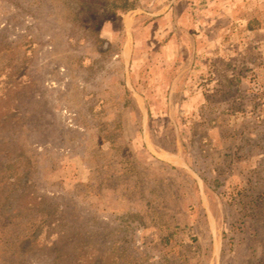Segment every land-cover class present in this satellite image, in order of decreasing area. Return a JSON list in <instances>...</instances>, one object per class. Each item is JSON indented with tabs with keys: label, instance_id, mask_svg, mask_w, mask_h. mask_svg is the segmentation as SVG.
<instances>
[{
	"label": "rangeland",
	"instance_id": "1",
	"mask_svg": "<svg viewBox=\"0 0 264 264\" xmlns=\"http://www.w3.org/2000/svg\"><path fill=\"white\" fill-rule=\"evenodd\" d=\"M127 1L0 0V264H264V0Z\"/></svg>",
	"mask_w": 264,
	"mask_h": 264
},
{
	"label": "crops",
	"instance_id": "2",
	"mask_svg": "<svg viewBox=\"0 0 264 264\" xmlns=\"http://www.w3.org/2000/svg\"><path fill=\"white\" fill-rule=\"evenodd\" d=\"M181 0H171L170 1V3H168V4H164V6H162L163 8H164V11H166V10H168V9H171V11L172 10H174L175 9V7H176V4L177 3H179ZM133 10H135V8H133ZM142 52L141 51H136V50H134V49H132V52H130L129 54H128V63H130L132 60L134 61V59H139L141 56H142ZM195 55H196V53H195ZM152 70V69H151ZM151 74L153 75V80H156V79H158V80H167L166 79V75H165V73H163V72H161V73H157V72H155V71H153V72H151ZM182 74L183 73H181V72H173V74L170 76V79H169V86H170V88H171V90H172V92H182V91H185L184 89V85H186L187 87H189L190 85H189V83L187 82L186 84L184 83L185 81H184V78H181L182 77ZM127 88H128V90L129 91H131L132 89H138L137 87H136V84L135 83H132V81L130 82H128V84H127ZM189 89V88H188ZM187 96L186 97H182V100L185 102V103H187V104H189L188 102H190L191 100L193 101V104H201V102H204V99H203V97L204 96H202V97H199V96H196V97H193L192 96V94L191 93H189V94H186ZM138 96V97H137ZM192 96V97H191ZM133 98H136L135 100H136V103H137V105L139 106V108H140V110H141V112H142V116H141V118H142V122H145L146 120H147V117L149 116V114H148V110L146 109L145 110V112L143 111V109H142V105H141V102H144L145 103V96H144V93H142L141 91H139L138 90V92H136L135 91V93H133ZM143 100V101H142ZM172 102H175V99L173 100L172 99V101L170 102V103H172ZM146 130H144L143 132H142V138H144L145 137V132ZM150 133V132H149ZM157 154H159L158 156H160L159 158H165L164 160H167V161H170V162H173V160H176V159H178V160H180L181 162H184L183 161V158L181 159L180 158V156H179V154H178V152H169L168 154H166V155H164V156H162L161 154H160V152L159 153H157ZM162 156V157H161ZM163 160V159H162ZM174 163V162H173Z\"/></svg>",
	"mask_w": 264,
	"mask_h": 264
},
{
	"label": "trees",
	"instance_id": "3",
	"mask_svg": "<svg viewBox=\"0 0 264 264\" xmlns=\"http://www.w3.org/2000/svg\"><path fill=\"white\" fill-rule=\"evenodd\" d=\"M131 3H132V2L126 0V9L134 8V6H132Z\"/></svg>",
	"mask_w": 264,
	"mask_h": 264
}]
</instances>
